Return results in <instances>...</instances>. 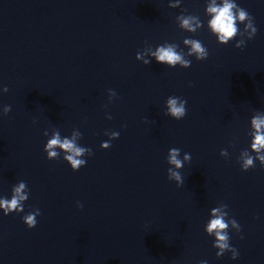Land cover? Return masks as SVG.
Returning a JSON list of instances; mask_svg holds the SVG:
<instances>
[{
  "label": "clouds",
  "instance_id": "clouds-1",
  "mask_svg": "<svg viewBox=\"0 0 264 264\" xmlns=\"http://www.w3.org/2000/svg\"><path fill=\"white\" fill-rule=\"evenodd\" d=\"M179 2L180 0H177L176 4L170 6L178 7ZM206 13L211 17L208 21V28L216 36L218 43L222 45L228 44L237 36L243 37L245 33L247 34L246 39L251 40L257 33V28L254 25V18L246 9L240 7L235 0H220L219 3H217V0H211L206 7ZM178 19L180 20V26L191 33H195L198 28L203 26L199 17L196 16L181 15ZM238 24L244 25L243 31L239 29ZM246 39L240 38L237 40L235 47L243 48L246 44ZM183 43L190 46L188 52L189 56H195L199 61L208 58V50L201 41L185 38ZM148 54L154 57L156 62L165 64L170 68H174L177 65L181 68H189L191 66V61L185 59L183 52L177 51V45L175 44L159 45L156 47L155 51L149 49ZM136 59L143 60L144 64L150 63V60L144 59V55L139 52L136 54ZM3 91L7 92L8 88L4 87ZM109 93V100L111 101V98L115 97L116 93L112 90H109ZM166 103V115L175 120H181L186 116V100L180 97L170 96ZM10 111V105H5L3 107V115L6 116ZM108 119H111V116H109ZM251 126L255 129V132L251 139L250 151L247 149L243 150L238 158L242 171H248L250 168H254L256 166V161L259 162L261 167H264V115L258 114L254 116L251 119ZM43 134L48 136L47 131H44ZM77 135L80 134L78 133ZM118 137L119 133L113 131L111 133V139L102 142L100 147L102 149H109L111 147V140L117 139ZM57 149L65 153L63 159L71 166L73 171H78L81 167L86 165V160L82 157L85 155L91 156L93 154L90 148L79 146L74 138H62L58 131L52 133L51 138L47 140L44 146L47 159L53 160L60 158L61 151ZM180 155L181 150L179 148H171L166 157L168 165L174 166L167 169V177L170 181L174 180L177 187H181L184 184V178L181 172L177 170L183 168L184 161L190 162L191 160V155L189 153L184 154L183 160L179 158ZM220 155L222 157H228L229 153L226 149H222ZM28 198L27 184L24 181H20L13 187L10 199L0 198V209H3V214L5 216L13 212L21 213L24 211L23 204ZM78 207H82V205L78 204ZM227 209L228 205L224 203L219 207L212 208L211 218L206 224L205 231L209 236L215 237L213 247L218 249V251H216V256L218 258L223 256L226 252H231V258L236 259L238 252L230 245V237L227 230L230 224L232 227L236 228L237 233L240 232L241 228L235 219L228 218L229 213ZM40 214V210L37 208L24 215L22 217L24 224L29 229L34 228L37 224L36 217ZM200 264H207V261H200Z\"/></svg>",
  "mask_w": 264,
  "mask_h": 264
}]
</instances>
